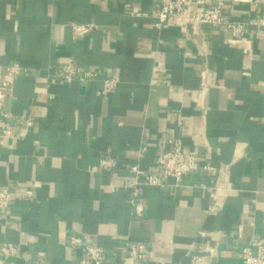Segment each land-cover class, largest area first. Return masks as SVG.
I'll use <instances>...</instances> for the list:
<instances>
[{
    "label": "crops",
    "instance_id": "1",
    "mask_svg": "<svg viewBox=\"0 0 264 264\" xmlns=\"http://www.w3.org/2000/svg\"><path fill=\"white\" fill-rule=\"evenodd\" d=\"M160 1L0 0V80L12 62L28 69L6 102L12 115L0 113V128L27 130L0 142V186L14 194L0 264H82L71 234L104 246L101 264H124L125 238L149 245L145 264H191L192 254L244 264L241 248L264 241V0H207L244 32L204 25L206 53L193 25L154 26ZM74 21L98 28L74 39ZM69 58L99 77L59 78ZM108 76L118 86L103 94ZM173 139L217 171L142 185L138 216L130 166L155 170ZM106 156L117 166L100 168Z\"/></svg>",
    "mask_w": 264,
    "mask_h": 264
},
{
    "label": "built area",
    "instance_id": "2",
    "mask_svg": "<svg viewBox=\"0 0 264 264\" xmlns=\"http://www.w3.org/2000/svg\"><path fill=\"white\" fill-rule=\"evenodd\" d=\"M154 26L166 28L170 25H178L183 31H189L191 25L194 26V33L200 38V52L206 53L207 40L204 37V25L222 27L233 34L244 32V25L238 24L227 18L224 12L222 1L212 6L207 5V0H161L157 3L153 13ZM73 38L91 34L98 28L94 21H74ZM28 69L19 62H12L5 68L4 76L0 80V113L3 117L12 115L11 111H5L6 102L13 93L15 80ZM56 75L63 80L91 81L99 77L100 72L95 68H87L75 62L74 58H69L57 70ZM159 82L158 78H153L152 83ZM118 86V79L114 76L104 78L103 94H108ZM33 121L27 119V127H31ZM27 131V130H26ZM26 131H19L15 124L0 128V142L6 138H23ZM171 148L165 150L156 158L155 170L142 168L139 164H132L129 176L124 182V187L130 191V202L138 216L144 214V204L140 200L141 186L144 184L153 186H164V178L172 176L176 181H181L185 175L198 169H203L214 173L216 166L211 163H202L196 154L186 153L183 144L179 139H173ZM102 169H113L117 166V160L113 157H102L99 163ZM29 193H32L29 191ZM14 199V194L7 186H0V216H4L7 223L8 210ZM219 207L214 206L215 211ZM68 244L73 247H82L84 257L82 264H101L108 258L107 250L104 246L87 242L81 234H71ZM3 252L12 256L19 254L18 246L13 242H7L3 247ZM244 264H264V241L257 240V248L243 246L240 250ZM211 255L192 254L191 264H212ZM149 258V245L146 242H137L125 238L124 240V264H145ZM3 261V260H2ZM32 264H46L45 260H38Z\"/></svg>",
    "mask_w": 264,
    "mask_h": 264
}]
</instances>
